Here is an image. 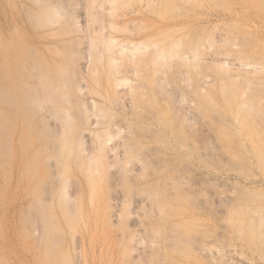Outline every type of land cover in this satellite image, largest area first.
<instances>
[{
	"label": "rangeland",
	"instance_id": "rangeland-1",
	"mask_svg": "<svg viewBox=\"0 0 264 264\" xmlns=\"http://www.w3.org/2000/svg\"><path fill=\"white\" fill-rule=\"evenodd\" d=\"M0 264H264V0H0Z\"/></svg>",
	"mask_w": 264,
	"mask_h": 264
},
{
	"label": "bare ground",
	"instance_id": "bare-ground-1",
	"mask_svg": "<svg viewBox=\"0 0 264 264\" xmlns=\"http://www.w3.org/2000/svg\"><path fill=\"white\" fill-rule=\"evenodd\" d=\"M57 14H59L60 13V11L59 10H57V11H55ZM72 16V15H71ZM67 18V17H66ZM101 24V23H100ZM100 26V25H99ZM68 34V33H67ZM99 38V37H98ZM85 39V38H84ZM103 40V39H102ZM96 42V41H95ZM101 42V41H100ZM138 49V48H137ZM97 50V49H96ZM95 50V51H96ZM17 51V50H16ZM15 51V52H16ZM176 54V53H175ZM64 55V54H63ZM177 55V54H176ZM15 55L13 54V57H14ZM196 56V55H195ZM173 57V56H172ZM175 57V56H174ZM186 57V56H185ZM184 57V58H185ZM198 57V56H197ZM14 59V58H13ZM11 60V59H10ZM113 61V60H112ZM115 61V60H114ZM233 61V60H232ZM13 64V63H12ZM19 64V63H18ZM60 65V64H59ZM75 68V67H74ZM59 69V68H58ZM9 70V69H8ZM37 70V69H36ZM68 70H69V67H68ZM68 70H66V71H68ZM39 71V70H38ZM37 71V72H38ZM66 71H63L62 70V73L61 74H64V72H66ZM70 71V70H69ZM76 71V70H75ZM9 72V71H8ZM40 72V71H39ZM55 72H57V71H55ZM54 72V73H55ZM60 72V71H59ZM10 74V73H9ZM43 74V73H42ZM50 74V73H49ZM67 74H68V72H67ZM54 75H57V74H54ZM65 76H67L66 74H64ZM63 75V76H64ZM58 76H60V75H58ZM57 76V77H58ZM64 76V77H65ZM47 77V76H46ZM56 76H55V78L56 79H58ZM68 77V76H67ZM78 77V76H77ZM34 78H36V77H34ZM50 78H51V76H50ZM54 78V77H53ZM54 78V79H55ZM60 80H62L61 78H59ZM58 79V81L60 82V80ZM117 79V78H116ZM44 80H45V78H44ZM46 80H48L47 78H46ZM51 80V79H50ZM49 80V81H50ZM52 81V80H51ZM54 82V81H53ZM53 82H51V84H53ZM66 82V81H65ZM119 83V82H118ZM110 85H112V84H110ZM121 85V83H119V85L118 86H120ZM41 86H43L42 84H41ZM61 86V85H60ZM71 86H72V84H71ZM28 87V89H29V86H27ZM46 87H48L47 85H46ZM52 89H51V88ZM50 87H48V88H50L49 90H53V87L50 85ZM70 87V86H69ZM112 86H110V88H111ZM2 88V87H1ZM5 88V87H4ZM43 88H44V86H43ZM47 88V89H48ZM84 87H82V89H83ZM31 89V88H30ZM29 89V90H30ZM35 89V88H34ZM46 89V88H45ZM56 89V88H55ZM73 89V88H72ZM80 89V88H79ZM82 89H80V92H82ZM1 90H3V89H1ZM6 90H8V89H6ZM5 90V92H8L9 93V91H6ZM29 90H28V92H29ZM36 90V89H35ZM70 90H71V88H70ZM27 91V90H26ZM43 91V92H42ZM55 91V90H54ZM54 91H52L53 93H54ZM23 92V91H22ZM41 94H43V96L42 95H40V96H42L41 98L40 97H33V96H29V97H27L28 95H24V96H26L27 98H25V99H27V103H26V101H24L26 104H28V105H31L32 107H35L36 108V110H38V108H40V107H43L44 105V103H46V102H48L49 100V98L48 97H50V98H52L53 96L51 95V93L49 94V92L48 91H44V90H42L41 89ZM83 92H84V89H83ZM31 93V92H30ZM34 93V92H33ZM40 93V92H39ZM49 95H48V94ZM52 93V94H53ZM55 93H57V91H55ZM55 93H54V96H56L55 95ZM74 93V92H73ZM7 94V93H6ZM61 94V93H60ZM5 97H6V95L5 94H3ZM10 95V94H9ZM33 95V94H32ZM35 95H37V93H35ZM34 95V96H35ZM52 96V97H51ZM12 97V96H11ZM3 99H5L4 97H2ZM7 98V97H6ZM54 99V98H53ZM58 99V98H57ZM68 99V98H67ZM172 99V98H171ZM52 100V99H51ZM60 100V99H59ZM65 100V99H64ZM23 101V100H22ZM55 101H57V100H55ZM67 101H69V99L67 100ZM117 101V100H116ZM115 101V102H116ZM10 102V101H9ZM12 102V101H11ZM10 102V103H11ZM18 102V101H17ZM49 102H51V101H49ZM68 103V102H67ZM87 104V103H86ZM191 104V103H190ZM51 105H53L52 103H51ZM56 105V104H55ZM58 105V104H57ZM55 106V107H58V109H56V108H53L54 107V105H53V107H52V111H49V112H52V113H48L47 115H49V114H51L50 115V117H54V119L53 120H55L54 121V123H55V125H51V126H55V127H53L52 128V130L51 131H53V136L49 133V135H51L53 138V143H52V145H51V149L50 150H52L51 152H52V154H54L55 155V157H56V159H57V161L60 163L61 161H59L60 159H59V157H63V156H59V155H67V156H69V155H74L73 153L75 152V150L79 153V154H81V152L82 151H85V153L87 152L86 151V147H85V145L83 144V141H82V139H84L82 136L83 135H79V134H77V133H79V132H77L78 131V129H76L75 127L76 126H74V124H76V123H74L75 122V120L74 119H77L78 117H75V112L77 111V110H79L80 108H78V105L74 108L76 111H73L72 110V108H70V109H66L65 107V109L63 110V109H60V107L61 106ZM83 105V104H82ZM27 106V105H26ZM71 106V105H70ZM45 107V106H44ZM50 107V106H49ZM79 107H81L80 105H79ZM47 107H45V109H46ZM86 108H87V106H86ZM28 109H30L29 107H28ZM43 109V111L45 110L44 108H42ZM82 109H84V108H82ZM33 110H35L34 108L32 109V113H33ZM54 110V111H53ZM81 110V109H80ZM30 111H31V109H30ZM42 111V112H43ZM35 112V111H34ZM77 112H80V111H77ZM76 112V113H77ZM87 112V111H86ZM82 113H83V111L82 112H80L79 114V116H81L82 115ZM84 113H85V111H84ZM83 113V114H84ZM187 113V112H186ZM33 114H35V113H33ZM187 115V114H186ZM43 116V115H42ZM42 116H41V122H42ZM76 116H78V115H76ZM44 118H43V122L41 123V124H45L46 125V128H47V126H49L50 124H49V118L46 116H43ZM98 117V116H97ZM80 118H82V117H80ZM80 118H78V119H80ZM189 118V117H188ZM83 119V118H82ZM81 119V120H82ZM111 120V119H110ZM83 121V120H82ZM109 121V120H108ZM107 121V123H109ZM48 122V123H47ZM52 122V121H51ZM106 122V121H105ZM104 122V123H105ZM111 122H113V120H111ZM78 123V122H77ZM83 123V122H82ZM102 124H103V122H101ZM114 123H116V125H117V122H114ZM40 124V123H39ZM79 124V123H78ZM106 124V123H105ZM110 124V123H109ZM83 125V124H82ZM98 125H100V124H98ZM116 125H112V124H110V125H108V133H110V132H112V133H115V136L116 135H120V133H121V129H120V131H118L119 129L118 128H120V126L118 125V128H117V126ZM122 126H124V125H122ZM42 127V126H41ZM82 126H80V128H81ZM102 127H103V125H102ZM101 127V128H102ZM106 127H107V124H106ZM105 127V128H106ZM46 128L44 129L45 131H46ZM48 128H50V127H48ZM83 128V127H82ZM77 130V131H76ZM81 130V129H80ZM79 130V131H80ZM49 131V130H48ZM88 131V130H87ZM92 131V130H91ZM90 131V132H91ZM104 131V130H103ZM84 131H81V134L83 133ZM102 132V131H101ZM118 132H120V133H118ZM43 133V132H42ZM46 133V132H45ZM92 133H94V132H92ZM100 133V132H99ZM105 133V135H103ZM104 133H100L101 134V136H99L98 137V135H96V133H95V137L97 136V142H98V138H99V144H100V148H107V149H104L105 151H108V155H106L109 159H111V158H114L115 157V153H116V151L118 150V148L120 147V146H124L123 144H124V142H122V143H118V144H114L113 143V137H114V135L113 134H106V132L104 131ZM48 135V136H49ZM113 135V136H112ZM118 135V136H119ZM43 137V136H42ZM45 137V136H44ZM47 137V136H46ZM117 137V136H116ZM40 138V137H39ZM50 139V138H49ZM96 139V138H95ZM42 140V139H41ZM44 140V139H43ZM42 140V141H43ZM41 142V141H40ZM48 142V141H47ZM44 143V142H43ZM96 143V142H95ZM44 145V144H43ZM49 145V146H50ZM83 145H84V147L85 148H83ZM99 146V145H98ZM46 148H50V147H48V146H46V145H44V147H42V148H40V151H42V153H46L45 151H46ZM85 149V150H84ZM99 149V148H98ZM98 149H97V152L99 153V151H98ZM95 150V149H94ZM77 152H76V154H77ZM88 152H90L89 150H88ZM95 152V151H94ZM101 152H103V154H104V151L102 150ZM172 152V151H171ZM83 153V152H82ZM78 154V155H79ZM88 154V153H87ZM93 154H95V153H93ZM51 155V154H50ZM71 155V157H73ZM78 155H77V157H78ZM85 155V154H84ZM91 156V152H90V154H88V156ZM100 155V154H99ZM44 156V155H43ZM80 156V155H79ZM92 156H94V155H92ZM98 156V155H97ZM97 156H94L93 158L94 159H96V157ZM106 156H104L105 158H106ZM49 157H51V156H49ZM82 157V156H81ZM100 157V156H99ZM99 157H97V159H99ZM44 158V157H43ZM46 158H48L47 156H46ZM54 158V157H53ZM63 158H65V157H63ZM104 158V159H105ZM138 158V157H137ZM52 160V158H49V160ZM55 159V158H54ZM90 159L92 160V161H95V160H93L91 157H90ZM46 160V159H45ZM69 160H70V157H69ZM77 160H78V158H77ZM87 160V159H86ZM89 160V159H88ZM91 160H89L90 162L89 163H91L92 161ZM100 160V159H99ZM102 160V159H101ZM100 160V161H101ZM108 160V159H107ZM76 161V160H75ZM132 161V160H131ZM54 162V161H53ZM83 162H85V158H84V160L82 161V165H84V163ZM57 163V162H56ZM62 163V162H61ZM72 163V162H71ZM32 164H34V162L32 163ZM68 164V163H67ZM70 164V163H69ZM88 164V163H87ZM92 164V163H91ZM108 164V163H107ZM72 165V164H71ZM80 165V164H79ZM82 165H80L81 166V169H83L84 168V166H82ZM102 165V164H101ZM86 166V165H85ZM44 167H46L45 166V164H44ZM67 167V166H66ZM71 167V166H70ZM83 167V168H82ZM103 167V166H102ZM31 168V167H30ZM58 169H60V168H58ZM68 169H69V166H68ZM118 169V168H117ZM135 169H137L136 167H135ZM139 169V168H138ZM116 170V169H115ZM36 174H38V173H36ZM58 174V173H57ZM67 174V173H66ZM35 178V177H34ZM176 180V179H175ZM54 182V181H53ZM66 182V181H65ZM50 183V182H49ZM57 184V183H56ZM64 184H66V183H64ZM169 184H171V183H169ZM64 187V186H63ZM62 187V188H63ZM43 188V187H42ZM65 188L66 187H64V189H63V191L65 190ZM62 190V189H61ZM67 190V189H66ZM65 190V193L63 192V194L61 195H59V199H60V204H61V206H63V205H65V204H68V202H71V199L68 201V200H66L65 202H64V200L65 199H67V196H68V194L66 193L67 191ZM50 192V191H49ZM67 194V195H66ZM57 197V196H56ZM153 198V197H152ZM40 199V198H39ZM37 200H35V202H36ZM68 201V202H67ZM72 201H73V199H72ZM62 202V203H61ZM67 202V203H66ZM137 202H140V203H144V200L143 201H137ZM37 203V202H36ZM40 203V202H39ZM55 203V202H54ZM43 205V204H42ZM72 204H70V206H71ZM121 205V204H120ZM80 206H82L81 204H80ZM56 207V206H55ZM67 207V206H66ZM69 207V206H68ZM121 207V206H120ZM119 207V208H120ZM61 208H63V207H61ZM57 209V208H56ZM71 209H73V207L71 208ZM38 210V209H37ZM62 210V209H61ZM68 210V209H67ZM32 211V210H31ZM62 211H64V210H62ZM61 211V212H62ZM71 211H73V210H71ZM59 212V211H58ZM69 212V211H68ZM80 212V211H79ZM60 213V212H59ZM72 213V212H71ZM77 213V212H76ZM63 214V213H62ZM61 214V215H62ZM64 214H65V212H64ZM67 214H69V213H67ZM32 215V214H31ZM33 216H34V214H33ZM69 216V218H71L70 217V214L68 215ZM68 216H67V218H68ZM63 217V216H62ZM77 218V217H76ZM135 219V218H134ZM64 220V219H63ZM67 220V219H66ZM75 220V219H74ZM40 221V220H39ZM65 221V220H64ZM136 223H139V224H141V220H139L138 218L136 219ZM67 222H69L68 220H67ZM66 222V223H67ZM76 222V221H75ZM43 223V222H42ZM74 223V222H73ZM77 223V222H76ZM144 223V222H143ZM142 223V224H143ZM68 224V223H67ZM70 225V224H69ZM75 225V224H74ZM73 225V226H74ZM65 227V226H64ZM71 227V226H70ZM53 228V227H52ZM57 230V229H56ZM143 234H144V231H139V233H137V234H135V235H133L132 236V240H131V242H134L136 245H139L141 242H142V238H143ZM42 246V245H41ZM44 246V245H43Z\"/></svg>",
	"mask_w": 264,
	"mask_h": 264
}]
</instances>
